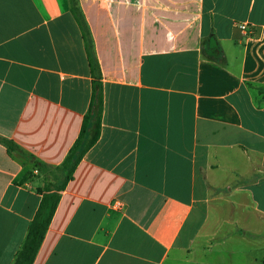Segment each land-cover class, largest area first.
I'll use <instances>...</instances> for the list:
<instances>
[{
	"label": "crops",
	"instance_id": "0c3cea01",
	"mask_svg": "<svg viewBox=\"0 0 264 264\" xmlns=\"http://www.w3.org/2000/svg\"><path fill=\"white\" fill-rule=\"evenodd\" d=\"M78 2L101 135L33 264H264V0ZM91 95L70 0H0V264H14ZM208 236L216 250H191Z\"/></svg>",
	"mask_w": 264,
	"mask_h": 264
},
{
	"label": "trees",
	"instance_id": "16d2710c",
	"mask_svg": "<svg viewBox=\"0 0 264 264\" xmlns=\"http://www.w3.org/2000/svg\"><path fill=\"white\" fill-rule=\"evenodd\" d=\"M71 13L76 18L81 29L92 74V95L88 112L84 117L81 132L66 155L64 161L55 168L51 177H45L43 197L37 213L32 220L27 237L21 249L15 257L14 264H33L36 255L42 245L47 230L51 224L61 193L72 180L76 168L100 139L102 129V117L104 111V92L101 73L96 59L94 44L89 27L84 19L78 0H70ZM10 151L24 152L11 141H3ZM40 167V164L37 163Z\"/></svg>",
	"mask_w": 264,
	"mask_h": 264
},
{
	"label": "rangeland",
	"instance_id": "374dc122",
	"mask_svg": "<svg viewBox=\"0 0 264 264\" xmlns=\"http://www.w3.org/2000/svg\"><path fill=\"white\" fill-rule=\"evenodd\" d=\"M23 156V155H22ZM25 159H28L29 161H31L32 163L34 162V160H32L31 158H28L26 156H23ZM220 242V239H215V238H212L210 236H208L207 238V241L205 242V244L203 245H200V244H196L194 245V247L191 249V250H197L199 248H202L203 250H216L217 249V245L218 243ZM245 247H252V243H251V239L250 240H246L245 241ZM241 245L239 244H231L229 245V250H237L239 249Z\"/></svg>",
	"mask_w": 264,
	"mask_h": 264
},
{
	"label": "built area",
	"instance_id": "2783aa9c",
	"mask_svg": "<svg viewBox=\"0 0 264 264\" xmlns=\"http://www.w3.org/2000/svg\"><path fill=\"white\" fill-rule=\"evenodd\" d=\"M240 28L244 32H247L248 31V26L247 25H241Z\"/></svg>",
	"mask_w": 264,
	"mask_h": 264
}]
</instances>
